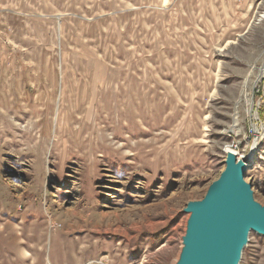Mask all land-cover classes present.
<instances>
[{
    "label": "rangeland",
    "instance_id": "rangeland-1",
    "mask_svg": "<svg viewBox=\"0 0 264 264\" xmlns=\"http://www.w3.org/2000/svg\"><path fill=\"white\" fill-rule=\"evenodd\" d=\"M262 16L264 0H0V264H181L185 208L228 149L253 155L264 206ZM240 264H264V235Z\"/></svg>",
    "mask_w": 264,
    "mask_h": 264
},
{
    "label": "water",
    "instance_id": "water-1",
    "mask_svg": "<svg viewBox=\"0 0 264 264\" xmlns=\"http://www.w3.org/2000/svg\"><path fill=\"white\" fill-rule=\"evenodd\" d=\"M248 166L229 152L225 168L191 213L181 264H240L252 232L264 235V206L245 179Z\"/></svg>",
    "mask_w": 264,
    "mask_h": 264
},
{
    "label": "built area",
    "instance_id": "built-area-1",
    "mask_svg": "<svg viewBox=\"0 0 264 264\" xmlns=\"http://www.w3.org/2000/svg\"><path fill=\"white\" fill-rule=\"evenodd\" d=\"M256 87V86H255ZM255 93H257L258 95H259V99L257 100V103H256V106H257V111H258V109H259V106H261L263 103H264V81L263 82H261L259 85H258V87H257V89L256 90H254L253 91V96H255ZM250 102H251V109H252V111H253V106L255 105L254 104V100L251 98L250 99ZM256 114H257V112H256ZM258 122H256L255 124H253V128H252V133H253V139H252V142H253V144L256 142V141H258L257 139H256V134H257V131L259 130V128H257V126H258ZM239 150L237 149L236 150V153L238 152Z\"/></svg>",
    "mask_w": 264,
    "mask_h": 264
},
{
    "label": "bare ground",
    "instance_id": "bare-ground-1",
    "mask_svg": "<svg viewBox=\"0 0 264 264\" xmlns=\"http://www.w3.org/2000/svg\"><path fill=\"white\" fill-rule=\"evenodd\" d=\"M263 17H264V16H262V18H263ZM258 143H259L258 141H256L254 144L252 143V150H251V153H253L254 147L256 148V147L258 146ZM229 150H230V149H228V153H229V152H233V153H235V154L238 156L237 158H239V159H241V158L243 159V158H244V156H243V155H240L239 152L236 153V152H234V151H232V150H230V151H229ZM228 153H227V154H228ZM252 157H253V155H250V156H248V158L244 159V162L247 163V166H248V164L250 163V161L252 160ZM251 162H252V161H251ZM248 182H249V181H248Z\"/></svg>",
    "mask_w": 264,
    "mask_h": 264
}]
</instances>
